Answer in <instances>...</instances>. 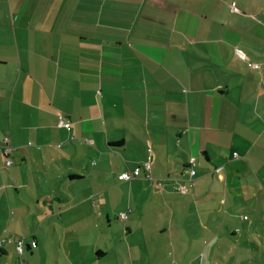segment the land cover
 Listing matches in <instances>:
<instances>
[{
	"label": "crops",
	"instance_id": "obj_1",
	"mask_svg": "<svg viewBox=\"0 0 264 264\" xmlns=\"http://www.w3.org/2000/svg\"><path fill=\"white\" fill-rule=\"evenodd\" d=\"M247 2L0 0V264L264 254V6Z\"/></svg>",
	"mask_w": 264,
	"mask_h": 264
},
{
	"label": "built area",
	"instance_id": "obj_2",
	"mask_svg": "<svg viewBox=\"0 0 264 264\" xmlns=\"http://www.w3.org/2000/svg\"><path fill=\"white\" fill-rule=\"evenodd\" d=\"M230 8H231V11H233V12H239V10L236 7L235 3H231ZM235 54H236L237 57H239V58H241L243 60H246L245 54L242 51L236 50ZM247 65H248L249 68H252V69H258L259 68V66L257 64H253L251 62H247ZM58 124L61 127H64L67 131L70 130V124L64 122L61 118H59ZM11 150H12V147L10 146L8 139H4L3 141L0 142V152H2V154L6 158V160H5L6 164H9L8 154L10 153ZM234 156H236V154H234ZM142 168H144L145 170H149L150 169L149 162H146L142 166H139V167L133 169L132 172H125V173L121 174L119 176V179L123 180V181H126V180H129L131 178H135V177H137L140 174V171L142 170ZM189 174H190V176H194L195 171L191 170L189 172ZM146 178H149V176H146ZM157 185L159 186L160 182H158ZM181 190L183 192L186 191L187 190V185H185V184L182 185L181 186ZM126 218L127 217H126L125 214H121L119 216V219L122 220V221L125 220ZM243 219L246 220L247 217H244ZM35 245H36V243L34 241L30 242V247L33 248V247H35ZM16 251H17L18 256H21L23 254V241L22 240H18L17 241Z\"/></svg>",
	"mask_w": 264,
	"mask_h": 264
},
{
	"label": "rangeland",
	"instance_id": "obj_3",
	"mask_svg": "<svg viewBox=\"0 0 264 264\" xmlns=\"http://www.w3.org/2000/svg\"><path fill=\"white\" fill-rule=\"evenodd\" d=\"M247 3L253 4V5H257V8H260L261 5L264 6V0H244ZM176 254L177 257H175V261L178 264H184L185 261L188 260V256L191 253L189 250H186V252L184 253V251H182L181 249H179L178 247L176 248ZM162 250L160 249L159 251V259L158 262H161L162 264H164L166 262L167 259H165L164 257L161 256V252ZM171 256V250H169L167 257L170 259ZM194 259L193 257L189 258V260ZM199 258L197 257L196 259H194V264H201L200 260H198ZM210 259H213V257H210ZM224 262H222L221 260H218L216 258H214L212 261L209 260V257L205 258V261L202 264H233L232 263V257L225 255L223 257ZM188 260V261H189ZM252 261V264H264V254L261 253L259 251V254H257L256 256L253 257H248V256H243V255H239V256H234V261L237 264H251L250 261ZM171 261V260H170ZM217 261V262H216Z\"/></svg>",
	"mask_w": 264,
	"mask_h": 264
},
{
	"label": "trees",
	"instance_id": "obj_4",
	"mask_svg": "<svg viewBox=\"0 0 264 264\" xmlns=\"http://www.w3.org/2000/svg\"><path fill=\"white\" fill-rule=\"evenodd\" d=\"M232 3H235V2H232ZM230 5H231V4H230ZM235 5H236V3H235ZM236 7H237V6H236ZM238 10H239V9H238ZM3 156H4V155H3ZM235 157H236V156H235ZM195 174H196V172H195ZM195 174H194V176H195ZM148 176H149V175H148ZM191 178H193V176H190V179H191ZM148 179H150V176H149ZM190 179H189V180H186V182L188 183V181H190ZM158 182H160V181H157V182H156V186H158V185H157ZM161 185H162V184H161V182H160V185H159L158 187H160ZM187 190H188V185H187ZM187 190L184 191V192L187 193ZM181 192L184 193L183 191H181ZM126 217H127V215H126Z\"/></svg>",
	"mask_w": 264,
	"mask_h": 264
}]
</instances>
